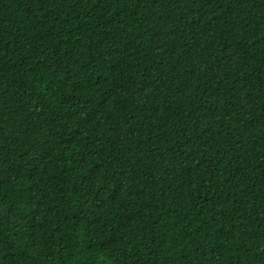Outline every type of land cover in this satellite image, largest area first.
Instances as JSON below:
<instances>
[{
  "label": "trees",
  "instance_id": "1",
  "mask_svg": "<svg viewBox=\"0 0 264 264\" xmlns=\"http://www.w3.org/2000/svg\"><path fill=\"white\" fill-rule=\"evenodd\" d=\"M0 264H264V0H0Z\"/></svg>",
  "mask_w": 264,
  "mask_h": 264
}]
</instances>
